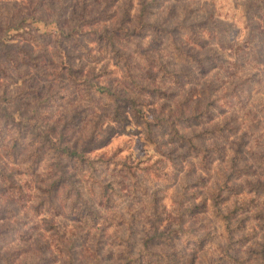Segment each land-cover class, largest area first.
Masks as SVG:
<instances>
[{
    "label": "rangeland",
    "instance_id": "1",
    "mask_svg": "<svg viewBox=\"0 0 264 264\" xmlns=\"http://www.w3.org/2000/svg\"><path fill=\"white\" fill-rule=\"evenodd\" d=\"M263 199L264 0H0V264H264Z\"/></svg>",
    "mask_w": 264,
    "mask_h": 264
},
{
    "label": "trees",
    "instance_id": "2",
    "mask_svg": "<svg viewBox=\"0 0 264 264\" xmlns=\"http://www.w3.org/2000/svg\"><path fill=\"white\" fill-rule=\"evenodd\" d=\"M32 13V18H35L36 16H35V14H36V10H33V11H31ZM19 26L20 25H16V29H18L19 28ZM18 46H20L19 44H17V49L19 48ZM25 49V48H24ZM23 51V53H26V52H24L25 50H22ZM28 52H29V50H27ZM27 55V54H26ZM29 57V56H28ZM30 61H33V59L31 58V57H29L28 58ZM37 58H35V60H36ZM201 65V67H200V69L203 71V72H205L204 71V67H203V65H202V63L200 64ZM98 90H100L102 93L103 92H107V93H109L110 92V90L108 89V88H105V87H102V88H100V87H98ZM138 112H140V111H138ZM175 125V124H174ZM174 125H172L171 126V128H172V132L174 133V139L176 140V139H179V140H185L186 139V137H183V136H181V134L179 133V131L175 128V126ZM195 138H197V137H195ZM191 140V139H190ZM192 141H194V138H192ZM194 149H197V148H194ZM67 152H69L68 154H69V156H70V159H75V158H78L80 155L78 154V152L77 151H69V150H67ZM91 163H92V161H91ZM55 184L53 183V185L52 186H54ZM221 189H223V188H221ZM227 191H228V189H227ZM215 192H217V191H215ZM216 198H219V196H218V194H217V197ZM217 200V199H216ZM228 200H226V202H227ZM225 202V203H226ZM250 202H254V200H252V201H250ZM263 204H264V199H263ZM249 207H250V205H248L246 202H244V203H242L241 205H239V206H235L234 207V209L229 213V214H226V215H224L223 213H221V211L220 210H217V212H216V216L219 218V222L220 223H224L227 227L229 226V224H230V222H232L231 220L233 219V218H236L237 216H241L242 214H244V213H246V212H248L249 211ZM2 211V210H1ZM259 214H264V213H262V212H259ZM0 217L1 218H4L5 217V213H3V212H0ZM256 217L257 218H262L263 220H264V215H263V217L262 216H260V215H256ZM92 219L91 220H96L95 218V216H92L91 217ZM240 225H241V223H240ZM230 230V232L232 233V229H229ZM162 236V235H161ZM229 252V253H228ZM228 252H226L225 254H224V256L222 257V258H224V260H226L227 262H229V263H232V261H234V260H237L236 258H234V257H232V255H231V253H230V250L228 249ZM147 253H145V255H146ZM4 255H0V260L1 259H4ZM159 259L161 260V261H164V260H169L170 262H175L176 260H177V257H176V254H169V255H160V257H159ZM71 260H72V257L70 256L69 257V261L68 262H71ZM5 261H3L2 263H4ZM8 262V261H7ZM1 263V264H2ZM128 263H130V264H132L133 263V259H130L129 260V262Z\"/></svg>",
    "mask_w": 264,
    "mask_h": 264
}]
</instances>
